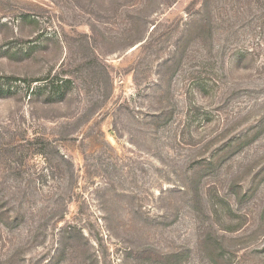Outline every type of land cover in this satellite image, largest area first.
<instances>
[{
    "label": "rangeland",
    "instance_id": "1",
    "mask_svg": "<svg viewBox=\"0 0 264 264\" xmlns=\"http://www.w3.org/2000/svg\"><path fill=\"white\" fill-rule=\"evenodd\" d=\"M0 264H264V0H0Z\"/></svg>",
    "mask_w": 264,
    "mask_h": 264
}]
</instances>
